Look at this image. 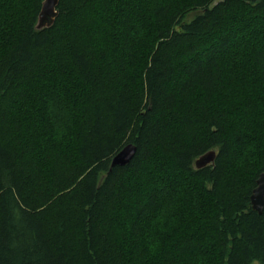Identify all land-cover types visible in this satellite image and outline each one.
<instances>
[{
    "label": "trees",
    "instance_id": "obj_1",
    "mask_svg": "<svg viewBox=\"0 0 264 264\" xmlns=\"http://www.w3.org/2000/svg\"><path fill=\"white\" fill-rule=\"evenodd\" d=\"M43 3L0 0V264H264V0Z\"/></svg>",
    "mask_w": 264,
    "mask_h": 264
},
{
    "label": "water",
    "instance_id": "obj_2",
    "mask_svg": "<svg viewBox=\"0 0 264 264\" xmlns=\"http://www.w3.org/2000/svg\"><path fill=\"white\" fill-rule=\"evenodd\" d=\"M59 0H44L42 10L39 16V22L37 28L39 30L51 27L57 17V7ZM136 154V147L132 144L125 146L111 161V168L125 167L130 164ZM216 154L214 151L199 158L195 167L197 169H203L215 160ZM256 188L251 195L252 210L258 214H262L264 211V172L259 176Z\"/></svg>",
    "mask_w": 264,
    "mask_h": 264
}]
</instances>
